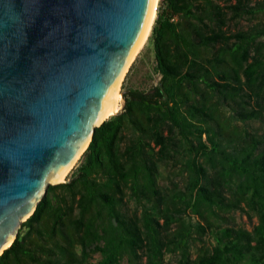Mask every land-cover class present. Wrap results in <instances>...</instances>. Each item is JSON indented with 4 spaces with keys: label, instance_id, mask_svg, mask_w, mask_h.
Masks as SVG:
<instances>
[{
    "label": "trees",
    "instance_id": "obj_1",
    "mask_svg": "<svg viewBox=\"0 0 264 264\" xmlns=\"http://www.w3.org/2000/svg\"><path fill=\"white\" fill-rule=\"evenodd\" d=\"M150 38L158 85L123 91L0 264H264V133L238 125L264 120V0H160Z\"/></svg>",
    "mask_w": 264,
    "mask_h": 264
},
{
    "label": "water",
    "instance_id": "obj_2",
    "mask_svg": "<svg viewBox=\"0 0 264 264\" xmlns=\"http://www.w3.org/2000/svg\"><path fill=\"white\" fill-rule=\"evenodd\" d=\"M152 3L0 0V257L110 118Z\"/></svg>",
    "mask_w": 264,
    "mask_h": 264
},
{
    "label": "rangeland",
    "instance_id": "obj_3",
    "mask_svg": "<svg viewBox=\"0 0 264 264\" xmlns=\"http://www.w3.org/2000/svg\"><path fill=\"white\" fill-rule=\"evenodd\" d=\"M160 77L161 75L158 73L156 69L154 45L151 38H149L146 45L137 55L133 63L130 65L121 83L120 92L121 94H123V91L129 89H139L143 91H148L152 89L154 86L158 85ZM238 125L242 128H246L250 132H257L259 134L264 133V120H252L246 123L239 122ZM80 159L77 161L73 169L69 171L68 177H70L74 173L75 169L80 164ZM178 171H179L178 168L161 167L160 184L163 186L170 185L169 177L179 180L180 177L175 176ZM223 215L225 219H221V221L223 222L224 225L243 227L251 230L253 226L258 223L256 217H253L251 219L247 214V212L244 210H234L228 213H223ZM194 220H199V218L195 216ZM213 243H214V238L212 237V235L207 234L204 237V242L198 241L196 245H194L192 249V251L194 252V256L196 255L195 253L199 250L201 246H211ZM99 258H100V254H95L94 258L92 259V262L96 263V261ZM178 258L179 257L177 255L166 254L165 256L166 264H177Z\"/></svg>",
    "mask_w": 264,
    "mask_h": 264
},
{
    "label": "bare ground",
    "instance_id": "obj_4",
    "mask_svg": "<svg viewBox=\"0 0 264 264\" xmlns=\"http://www.w3.org/2000/svg\"><path fill=\"white\" fill-rule=\"evenodd\" d=\"M159 1L160 0H153V3H152V8H151V12H150V16H149V19H148V23H147V26H146V29L144 31V34H143V37L138 45V47L136 48L132 58L130 59L123 75H122V78L120 80V83L115 91V94L109 104V107L104 115V118H109L110 116L114 115L121 107V104H122V94L120 92V87H121V83L130 67V65L133 63V61L135 60V58L137 57V55L140 53V51L143 49V47L146 45V43L148 42V39L150 38L151 36V33H152V28H153V25H154V21L157 17V7H158V4H159ZM89 143V140L87 141V143L84 145L82 151L78 154L77 158L75 159V161L77 159H79L81 153L84 151V149L87 147ZM74 161V163L72 164V166L69 168V170L66 172V174L63 176V178L60 180H64L65 177L68 175L69 171L71 170V168L73 167V165L76 163Z\"/></svg>",
    "mask_w": 264,
    "mask_h": 264
}]
</instances>
